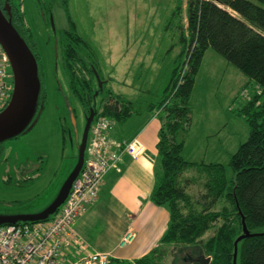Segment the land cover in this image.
Listing matches in <instances>:
<instances>
[{
  "label": "rangeland",
  "instance_id": "rangeland-1",
  "mask_svg": "<svg viewBox=\"0 0 264 264\" xmlns=\"http://www.w3.org/2000/svg\"><path fill=\"white\" fill-rule=\"evenodd\" d=\"M13 1L24 7L25 18L22 17L23 23L21 20L19 23L37 57L46 101L34 128L6 141L0 150L4 151L11 146L13 153L8 159L14 161V165L5 170L0 165V214H30L41 211L52 202L78 159L75 133L67 131L70 124L59 87L60 81L74 106L81 135L85 119L73 90L75 88L81 93L78 81L82 78L78 74L82 73V65L78 58L67 55L71 44L76 48L80 45L74 34L61 33L71 28L69 16L79 25V32L95 49L97 64L110 60L111 68L108 64V68L98 64L100 75L106 77L105 71L109 69V83L113 84L116 91L139 89L137 93L142 92L139 102H146L138 108L145 110L150 102L165 100L174 90L179 74L185 69V75L188 70L185 64L187 40L185 43L182 36L187 33L189 37V0ZM66 1L69 10L63 5ZM38 6H42L43 17L49 19V13L53 16L61 42L57 59L53 40L50 44L46 43V37L53 36L52 30L49 29L50 34L45 30ZM75 31L78 33V29ZM179 41L184 44L182 50L181 46L176 45ZM107 47L111 49L110 56L106 53ZM69 60L72 68L69 67ZM246 80V91L253 92L254 87L248 84V78L240 70L214 49H209L192 92L189 147L193 148V154L190 158L196 162L224 165L228 179L233 178L231 157L249 136L247 123L235 114L236 111L230 109V106L240 109L247 101L244 89H239ZM238 89L240 92L235 97ZM98 105L101 107L103 102L100 101ZM24 155L36 167L26 177L20 175V168L16 165L18 159L25 158ZM203 176L197 167L189 168L184 174V178L190 177L194 181L188 189L193 202L201 191ZM228 205V200L222 199L213 210L223 211ZM197 209L200 207L197 206ZM229 220L234 221V218L230 217ZM223 223L224 219L220 218L216 224H212V228L203 236V241H207ZM183 247L176 248L173 245L168 252H178V264H189L190 256L186 250L191 246L186 245L180 252Z\"/></svg>",
  "mask_w": 264,
  "mask_h": 264
},
{
  "label": "trees",
  "instance_id": "trees-1",
  "mask_svg": "<svg viewBox=\"0 0 264 264\" xmlns=\"http://www.w3.org/2000/svg\"><path fill=\"white\" fill-rule=\"evenodd\" d=\"M188 4L189 37L182 36L184 42L187 40L188 70L182 81L179 74L174 90L165 100L147 105L148 109L158 112L162 121L157 143L160 160L155 169L151 200L168 208L170 225L161 245L135 264H165L164 252L172 245L184 246L180 252L190 245L193 252L194 249L200 252L201 259L208 258L209 264H233L234 242L243 232L240 212L250 232L262 234L239 243L238 264H264V0H189ZM63 5L67 7V1ZM76 41L80 47L71 44L68 57L91 61L94 52L88 42L81 37ZM209 49H214L240 70L254 87L253 92L246 91L245 87L247 101L240 109H234L247 123L249 136L231 157L232 179H228L226 168L220 163L190 162L182 155L192 122L191 94L202 59ZM68 62L72 68V62ZM90 73L95 77L92 70ZM92 86L90 82V96H93ZM75 91L74 88L75 98L89 113V103L81 96L82 89L81 93ZM103 100L101 107L95 105V117L107 116L120 126L146 102L133 103L106 89ZM195 167L201 169L204 176L201 191L193 202L188 189L194 181L184 178V172ZM222 199L228 200L230 205L223 211L213 210ZM230 217L234 221L229 220ZM220 218L224 223L203 241L205 233Z\"/></svg>",
  "mask_w": 264,
  "mask_h": 264
},
{
  "label": "crops",
  "instance_id": "crops-1",
  "mask_svg": "<svg viewBox=\"0 0 264 264\" xmlns=\"http://www.w3.org/2000/svg\"><path fill=\"white\" fill-rule=\"evenodd\" d=\"M66 9L69 10L68 1ZM74 25L78 29V35L86 40L81 31L79 32V25L75 21ZM187 35L186 33L185 36ZM88 44L97 58L95 49L89 42ZM177 44L181 46L180 50H182L183 45H180L179 42ZM175 49H178V46H175ZM110 50L107 47L106 53L109 56L112 55ZM122 53L125 56V53ZM203 60L204 57L202 62ZM107 64L111 68L110 60L99 65L108 68ZM200 69L196 75L193 90ZM110 72L109 69H106L104 74L107 79V90L122 95L133 103L139 102L142 92L138 94L139 89L137 88L129 90L130 93L129 91H116L113 84L109 83ZM246 82L247 80L239 88L240 90L245 89ZM239 89L235 97L240 92ZM235 97L234 99H236ZM230 109L234 110L232 106ZM161 125V118L155 109L138 108L137 112L129 116L121 126L116 123L111 130L110 134L115 139L131 141L138 137L145 150L138 158L125 154L120 163V170L111 169L105 175L97 201L76 222L75 229L80 245L72 249V254L75 257L80 258L89 252H109L112 255V264H121L122 262L135 264L138 259L150 254L152 250L161 245V240L166 234L171 220L168 208L157 205L151 200L155 185V169L159 166L160 160L157 143ZM190 136L191 134L184 141L182 155L186 160L196 162L190 158L193 154V148L189 147ZM186 172L187 170L184 174ZM191 249L186 250V252L188 251L187 255L194 254L196 256ZM163 258L165 264H178L179 255L175 250H172L171 253L166 251ZM191 263L189 260V264Z\"/></svg>",
  "mask_w": 264,
  "mask_h": 264
},
{
  "label": "built area",
  "instance_id": "built-area-1",
  "mask_svg": "<svg viewBox=\"0 0 264 264\" xmlns=\"http://www.w3.org/2000/svg\"><path fill=\"white\" fill-rule=\"evenodd\" d=\"M188 60L189 54L186 66ZM184 71L180 74L181 81ZM13 88L9 57L0 43V112L9 104ZM114 126V120L107 116L98 115L93 119L84 165L68 197L54 215L39 222L0 225V264L113 263L109 252H89L77 258L72 249L80 245L76 222L97 201L107 172L119 171L125 154L138 158L144 153L145 147L138 137L131 141L113 138L110 133Z\"/></svg>",
  "mask_w": 264,
  "mask_h": 264
},
{
  "label": "water",
  "instance_id": "water-1",
  "mask_svg": "<svg viewBox=\"0 0 264 264\" xmlns=\"http://www.w3.org/2000/svg\"><path fill=\"white\" fill-rule=\"evenodd\" d=\"M7 11V16L5 11ZM55 30L54 24H52ZM0 43L6 51L11 64L14 76V88L7 107L0 112V148L8 140L19 137L29 132L39 121L42 114L44 103L41 101L42 82L39 71V63L35 53L30 47L27 39L16 28L11 18L10 4L7 2L4 9L0 6ZM56 58L58 56L55 50ZM99 82V90L94 97L103 92V81L98 72L95 71ZM60 88L64 92L66 105L68 107L69 118L75 133L78 149L77 162L62 184L58 194L52 202L37 213L30 214H0V225L18 224L22 222H39L49 219L54 215L69 195L73 182L78 177L85 161V149L92 121L96 114L94 107L90 108L89 114L85 113L84 128L79 134L77 119L75 117L72 104L66 96V92L59 81ZM72 132H70L71 134ZM81 138V139H80ZM34 169V168H33ZM242 216V234L234 242L233 264H238V245L239 243L253 235L262 234L261 232H250L244 216ZM203 264H209L208 258H203Z\"/></svg>",
  "mask_w": 264,
  "mask_h": 264
},
{
  "label": "flooded vegetation",
  "instance_id": "flooded-vegetation-1",
  "mask_svg": "<svg viewBox=\"0 0 264 264\" xmlns=\"http://www.w3.org/2000/svg\"><path fill=\"white\" fill-rule=\"evenodd\" d=\"M9 3L10 4V11H11V18H12V21H13V23H14V25L16 26V28L24 35V37L26 38V36H25V34H24V32H23V30H22V28L20 27L21 25H20V20L22 19V17H24L25 18V11H24V7H23V5L22 4H20V3H18V5L17 4H15L14 3V1L13 0H0V6L4 9V7H5V5H6V3ZM41 7L42 6H38V8H39V14H40V18H41V21L43 22V24H44V26H45V30H47L48 32H49V29L50 30H52V33H53V36L51 37L50 35L49 36H47L46 37V43L47 44H50V42L53 40V44H54V46H55V48H54V50H56L57 49V51H58V46H59V44L61 43L60 42V40H59V37L57 36V31H56V27H55V25H54V27H55V30L53 29V27H52V24H54V19H53V16H52V14L51 13H49L50 14V16H49V19L46 17V16H44L43 17V13H42V10H41ZM51 10V9H50ZM5 11V13H6V15L7 16H10V15H8V13H7V11L6 10H4ZM50 12V11H49ZM44 14H45V12H44ZM69 22H70V24H71V28L70 29H66V30H64L63 32H61V33H64L65 35H70V34H74L75 35V38L77 39L78 37H80L79 35H78V33H76V26L74 25V19H72V17H70L69 16ZM21 22L23 23V20H21ZM30 28V27H29ZM49 34H50V32H49ZM59 34V33H58ZM27 39V38H26ZM29 43V42H28ZM30 45V44H29ZM32 45V44H31ZM30 45V47H32ZM33 50V49H32ZM35 53V52H34ZM56 53V52H55ZM93 55H94V57H92V59H91V61L90 60H88V59H86V58H83V59H80V63H81V65H82V67H81V72L82 73H77L78 74V76L80 77V81L82 82L81 84H80V89H82V95L81 96H85L86 97V101L89 103L88 104V112H90V108H92V107H94L95 108V105H98L99 104V102L100 101H102V102H104V100H103V98H104V89H106L107 90V88H106V86H107V79L106 78H104V77H102V75H100V73H99V70H98V64H97V60H96V58H95V54L93 53ZM57 58H58V56H57ZM56 58V59H57ZM56 67H57V64H56ZM90 70H92V72L94 73V76L95 77H92L91 76V73H90ZM56 71H57V68H56ZM95 71L96 72H98V74L100 75V78H101V80L103 81V92L101 93V94H98V95H96L95 97H94V95H95V93H96V91H98L99 90V82H98V80H97V78H96V74H95ZM41 82H42V80H41ZM90 82L93 84V86H92V89H93V96H90L89 95V90H90ZM60 87V86H59ZM65 90V89H64ZM61 91V93L63 94V99H64V102H65V107H66V111H67V117H68V120H69V124H70V127H68V129H67V131L69 130H72L73 131V127H72V125H71V121H70V118H69V113H68V107H67V105H66V100H65V97H64V92L62 91V89L60 90ZM66 92V91H65ZM41 96H43V98H42V102H45L46 101V94H45V92H44V89H43V87H42V90H41ZM66 96H68V98H69V100H70V102H71V104H72V101H71V99H70V97H69V95L66 93ZM100 98V99H99ZM77 103H78V105H79V107H80V109H81V111H82V114H83V118H84V116H85V113H87V110H86V108H85V105L81 102V101H78L77 100ZM72 108H73V111H74V114H75V117H76V119H77V124H78V129H79V120H78V118H77V115H76V112H75V109H74V106H73V104H72ZM43 110H44V108H43ZM42 113H43V111H42ZM87 114H89V113H87ZM42 115V114H41ZM41 117V116H40ZM40 119V118H39ZM3 146V145H2ZM2 148V147H1ZM1 148H0V150H1ZM13 152H12V148H11V146L10 147H6L5 148V150L4 151H0V165H1V167H3V169L5 170V168H10L11 166L10 165H14V161L12 162V161H9V159H8V157L12 154ZM24 159L23 160H20V159H18V161H16V165H17V167H19L20 168V175L22 176V177H26V176H28L29 175V173H31V172H33L35 169H36V167H35V163H33V162H31L30 160H29V157L27 156V155H24ZM13 163V164H12ZM34 168V169H33ZM40 169V166L39 167H37V170H39ZM194 253H195V255L196 256H194V254H190V257H189V259H190V261H192V263H198V264H203V260L201 259V257H200V252L197 250V249H194ZM185 259V258H184Z\"/></svg>",
  "mask_w": 264,
  "mask_h": 264
},
{
  "label": "bare ground",
  "instance_id": "bare-ground-1",
  "mask_svg": "<svg viewBox=\"0 0 264 264\" xmlns=\"http://www.w3.org/2000/svg\"><path fill=\"white\" fill-rule=\"evenodd\" d=\"M29 38V37H28ZM30 40V39H29ZM76 92V91H75ZM77 93V92H76Z\"/></svg>",
  "mask_w": 264,
  "mask_h": 264
}]
</instances>
